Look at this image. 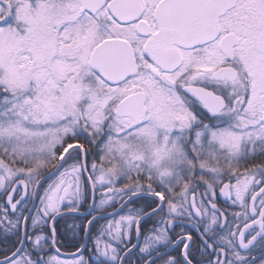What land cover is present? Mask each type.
<instances>
[{
    "label": "snow or ice",
    "instance_id": "snow-or-ice-1",
    "mask_svg": "<svg viewBox=\"0 0 264 264\" xmlns=\"http://www.w3.org/2000/svg\"><path fill=\"white\" fill-rule=\"evenodd\" d=\"M0 197V264H264V0H0Z\"/></svg>",
    "mask_w": 264,
    "mask_h": 264
},
{
    "label": "trees",
    "instance_id": "trees-1",
    "mask_svg": "<svg viewBox=\"0 0 264 264\" xmlns=\"http://www.w3.org/2000/svg\"><path fill=\"white\" fill-rule=\"evenodd\" d=\"M93 155H95V156H97V159H98V153L95 151V150H93V152H92V154L88 157V161H89V163L91 162V159H92V156ZM55 176H57V174L55 175ZM54 176V177H55ZM54 177H52V178H54ZM83 180H84V183H85V185H86V194H85V198H84V201L81 203L82 205V210H85V209H88V207H89V203H90V188H89V185H88V182L86 181V179H85V177L83 176ZM46 182H48V181H46ZM46 182H44L43 183V186L46 184ZM99 200H100V196L98 195L97 196V198H96V203L98 204V202H99ZM147 201L148 202H150L151 201V199H147ZM145 200H139L138 202H137V204L136 205H133V206H130L129 208H125V209H123V211H122V214H126V215H128L129 214V209L130 208H132V207H141V206H143L144 204H145ZM118 201L116 202V203H113L114 205H115V208H116V206L118 205ZM0 206H2V197H0ZM29 207H30V205H29ZM115 208H113L111 205L109 206V207H105V208H103V209H100V212L99 213H101V212H109V211H113ZM80 209V210H81ZM119 215H114V216H111V217H108V218H103V219H99V224L98 225H101V224H103V223H105L107 220L109 221V220H111V219H115V218H117ZM87 219H90L89 218V215H80V216H78V218H76L75 220H72V219H69V220H71V221H74V222H76V224H78V223H82V222H84V221H86ZM68 220V221H69ZM96 222H94V224H95ZM148 223V220H145V221H143V223H142V229H143V227L144 226H146V224ZM98 227V226H97ZM59 231L60 232H64L65 233V235H66V237H67V239H65V236H61V240L62 241H64V243L66 244V245H68V244H70L71 243V241L73 240V233H72V231L71 230H69V228L68 227H66L65 226V224H64V222L62 221L61 223H60V225H59ZM94 234V233H93ZM79 232H77V238H79ZM0 246H2V245H0ZM76 251V248L75 247H71V246H66V247H64L63 249H61V251H64V252H75ZM61 258H63V259H72V257H64V256H62Z\"/></svg>",
    "mask_w": 264,
    "mask_h": 264
},
{
    "label": "flooded vegetation",
    "instance_id": "flooded-vegetation-1",
    "mask_svg": "<svg viewBox=\"0 0 264 264\" xmlns=\"http://www.w3.org/2000/svg\"><path fill=\"white\" fill-rule=\"evenodd\" d=\"M87 181V180H86ZM233 183H235V180L233 179ZM200 191H203V189L201 188V189H199L198 191H197V193H196V195H197V197L199 198V194H200ZM106 192V189L102 192L103 194V196H105V195H110V194H106L105 193ZM96 193H97V196L99 195V196H101L100 195V193H99V191H98V189H96ZM167 195V194H166ZM147 199H154V198H152L151 196H149V197H147ZM118 205L116 206V208L117 207H119L120 205H121V202H120V199L118 198ZM220 200L222 201L223 200V197H220ZM130 206H133V204H131V202H129V203H127V204H125V206L120 210V212L118 213V214H116V215H122V211H123V209H127V208H129ZM115 208V209H116ZM93 214H95V213H93ZM89 218H91V215L89 214ZM145 220H148V223L146 224V226H144L143 227V229H142V223H143V221L141 222V224H140V228H141V232H140V241H139V243H138V245L139 246H143L144 245V240H145V237L146 236H149V235H151L152 234V232H151V229L155 226L154 225V220H155V218H152V219H149L148 217L145 219ZM144 220V221H145ZM136 237L135 236H133V243H135L136 242Z\"/></svg>",
    "mask_w": 264,
    "mask_h": 264
},
{
    "label": "water",
    "instance_id": "water-1",
    "mask_svg": "<svg viewBox=\"0 0 264 264\" xmlns=\"http://www.w3.org/2000/svg\"><path fill=\"white\" fill-rule=\"evenodd\" d=\"M55 175H56L55 173H49V174H47L45 180L42 181V184H43L44 182H46L47 180H49L50 178H52L53 176H55ZM87 175H88V173H85V174H84L85 179H86ZM86 180H87V179H86ZM89 187H90V185H89ZM105 193L108 194L107 192H105ZM90 194H91L90 205H92V204H93V194H92L91 187H90ZM95 201H96V192H95ZM31 206H32V205H30V207H31ZM124 206H125V205H124ZM124 206H123V207H124ZM123 207L119 206V207H117L116 209H114L113 211L104 212V213H97V215H98V216H102V218H100V219L108 218V217H111V216H114V215H109V214H107V213H116V214H118V213L120 212V210H121ZM80 212H81L83 215H89V214L92 212V210H91V208H90V206H89L88 209H86V210H80ZM116 214H115V215H116ZM146 218H147V217L142 218V219L140 220V224H141V222L144 221ZM90 219H91V218H90ZM139 241H140V236H139V239H137L135 243L138 244ZM62 252L64 253V255H63L64 257H72V256L69 255V254H70V253H74V252H64V251H62ZM75 252H76V251H75Z\"/></svg>",
    "mask_w": 264,
    "mask_h": 264
},
{
    "label": "rangeland",
    "instance_id": "rangeland-1",
    "mask_svg": "<svg viewBox=\"0 0 264 264\" xmlns=\"http://www.w3.org/2000/svg\"><path fill=\"white\" fill-rule=\"evenodd\" d=\"M97 163H99V156H98V159H97ZM57 178V176H55L54 178H51V179H49V180H47L48 182H46V184L44 185V187H47V184H49V183H51L53 180H55ZM82 179H83V177H82ZM155 187V186H154ZM97 189H98V191H99V193H100V199L102 198V192L105 190V189H103V188H101L99 185L97 186ZM118 198L119 197H116L115 198V200L112 202V203H116L117 201H119L118 200ZM82 204H80V209L82 208V206H81ZM110 206V205H109ZM109 206H105V207H109ZM101 209H103V208H101ZM124 215H126V214H122V215H120V216H124ZM120 216H118L117 218H115V219H111V220H107L105 223H107V222H111V221H113V220H119L120 219ZM73 223H75L76 224V222H74V221H71V220H69L68 221V224L69 225H71V224H73ZM105 223H103V224H101V225H104ZM78 224H81V223H78ZM97 226H99V225H97ZM95 234V233H94ZM143 243H145V240H144V242ZM91 243H89V250H91ZM75 251V250H74Z\"/></svg>",
    "mask_w": 264,
    "mask_h": 264
}]
</instances>
